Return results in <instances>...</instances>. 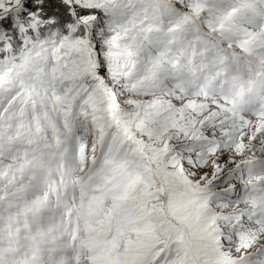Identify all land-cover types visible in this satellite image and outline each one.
<instances>
[{
    "label": "snow or ice",
    "instance_id": "1",
    "mask_svg": "<svg viewBox=\"0 0 264 264\" xmlns=\"http://www.w3.org/2000/svg\"><path fill=\"white\" fill-rule=\"evenodd\" d=\"M237 58L264 0H0V210L43 158L104 181L106 264H264V125L201 88Z\"/></svg>",
    "mask_w": 264,
    "mask_h": 264
},
{
    "label": "rangeland",
    "instance_id": "2",
    "mask_svg": "<svg viewBox=\"0 0 264 264\" xmlns=\"http://www.w3.org/2000/svg\"><path fill=\"white\" fill-rule=\"evenodd\" d=\"M215 69H208L205 66V76L201 84L203 92L207 95H210L212 101L215 103L219 98H222L225 102L224 107L228 106V95L230 92L238 93L241 99L242 90L246 89L247 85L255 84L258 74L256 72V67L252 61H243L240 62L239 59L234 63H226L216 61ZM219 81V83H217ZM246 84V85H242ZM59 166L57 162H52L49 164L46 160L41 158V164L38 167L37 174L39 177H42V173L51 167ZM83 187L89 186L93 194L96 197L92 200L90 208L88 209V214L83 216L84 228L83 232L85 233L83 239V246L79 247V250H84V254L88 255L89 252L95 254L94 258L97 261V264H106V261L113 254L115 245L118 243L116 238H109L104 227L106 221L102 220V216L105 219L106 209L101 204L100 213L94 212L96 202H98L99 195L105 190L104 181L98 176H86L82 181L78 180ZM42 181L40 180V186ZM29 185L25 184V189H28ZM15 192V188L12 189ZM94 205V207H93ZM41 206V200L37 205L30 204L27 200L23 198V192L20 193V198L16 199L15 196L10 202V206L7 210H0V240L1 243H7L14 241L17 231V223L20 222L21 226H27L30 222H37L39 210ZM103 210H105L103 212ZM26 214V216H25ZM50 218H54L55 215H49ZM93 220L88 222L89 219ZM98 221V224L95 222ZM39 228V225H37ZM2 259H0V264Z\"/></svg>",
    "mask_w": 264,
    "mask_h": 264
},
{
    "label": "bare ground",
    "instance_id": "3",
    "mask_svg": "<svg viewBox=\"0 0 264 264\" xmlns=\"http://www.w3.org/2000/svg\"><path fill=\"white\" fill-rule=\"evenodd\" d=\"M258 123H260L261 125H264V123H262V122H260V121H259Z\"/></svg>",
    "mask_w": 264,
    "mask_h": 264
}]
</instances>
